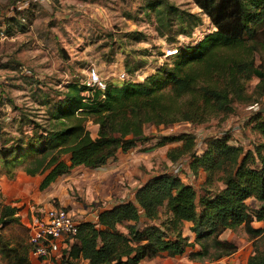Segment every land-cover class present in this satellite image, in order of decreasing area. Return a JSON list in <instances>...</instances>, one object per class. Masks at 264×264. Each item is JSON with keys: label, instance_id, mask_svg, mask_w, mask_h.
<instances>
[{"label": "trees", "instance_id": "obj_1", "mask_svg": "<svg viewBox=\"0 0 264 264\" xmlns=\"http://www.w3.org/2000/svg\"><path fill=\"white\" fill-rule=\"evenodd\" d=\"M194 1L215 28L196 43L175 45L177 52L167 55L174 57V66H162L141 81L128 74L123 78L128 81L106 83L104 89L70 81L63 96L49 104L50 115L58 121L31 135L33 144L42 142L43 146L34 145L36 152L25 166L30 174L48 169L40 189L76 165L96 168L119 148L126 150L137 140L147 139L143 129L148 123L200 124L233 112L236 101L256 100L246 87L252 75L258 77L254 90L259 96L264 94L263 64L255 62V53H264V0ZM189 15L195 23L200 19ZM88 120L98 124L95 137L86 127ZM249 121L264 136V112L256 110ZM196 137L191 131L161 134L156 145L181 142L167 155L171 161L188 155L191 172L206 173L199 195L193 184L175 173L154 174L136 189L133 200L100 210L97 221L82 220L72 241L67 240L62 262L76 264L83 258L88 264H139L161 251L180 254L194 242L200 246L197 253L207 254L211 249V257L218 259L237 249L234 242L220 237L223 231L242 225L252 239L259 237L264 227H255L252 221L264 219V207L251 212L246 199H264V141L245 149L230 144L227 135H213L205 140L207 148L197 154ZM16 150L0 147L1 159L10 160ZM64 152H70L69 163L61 158ZM164 204L166 215L159 224L150 223L139 231L131 222L142 213L147 218L157 216ZM16 211V206L0 203L1 223L17 221ZM124 221L128 222L126 233L117 227ZM185 221L192 222L194 242L182 233ZM31 247L28 242L26 250L30 252ZM245 264H264V245L254 243Z\"/></svg>", "mask_w": 264, "mask_h": 264}, {"label": "rangeland", "instance_id": "obj_2", "mask_svg": "<svg viewBox=\"0 0 264 264\" xmlns=\"http://www.w3.org/2000/svg\"><path fill=\"white\" fill-rule=\"evenodd\" d=\"M189 13L199 15L200 19L195 23ZM214 28L208 14L194 0H0V147L18 148L10 160L0 157V203L16 206L18 215L17 221L8 224L0 221V264H66L62 262L64 245L49 258L37 257L26 250L32 205L65 204L82 219L97 221L100 210L134 199L136 185L127 178L92 181L104 174L102 166L76 165L43 189L39 183L48 169L35 174L26 172L27 161L36 152L34 145L43 146L42 142L33 144L29 138L58 121L50 115L48 107L63 96L66 84L86 83L91 66L98 69L107 83L128 81L119 77L123 70L141 81L162 66L175 65L174 57L165 55L168 47L196 43ZM185 31H191L192 35H185ZM255 62H262L264 68V53L256 52ZM257 81L258 77L252 75L246 82L247 92L256 100L236 101L234 111L229 113L230 125L241 127L242 119L250 117L249 105L255 102L264 112V94L259 96L254 90ZM222 118L218 114L200 124L148 123L143 131L152 137L149 143L155 141V136L179 131H191L205 141L208 136L223 133ZM247 124L239 130L240 138L244 139L241 143L244 148H252L264 141V136L251 127L245 133ZM86 127L95 137L98 124L88 120ZM136 152L144 161L140 170L146 178L171 168L172 162L167 163L168 157L162 148L145 152L138 147ZM61 158L69 163L70 152H64ZM136 175L134 172L133 176ZM200 183H194L198 195L203 188ZM110 186L112 191L108 189ZM19 187L24 190L12 191ZM75 204L82 209H76ZM165 209V204L160 205L157 216L147 218L142 213L131 222L143 231L150 223L159 224L166 215ZM253 221L255 227H264V220ZM127 223L118 224V230L128 232ZM191 225V221H185L182 233L194 242ZM220 237L234 242L237 249L213 259V250L197 253L200 246L194 242L180 254L161 251L143 258L139 264H245L254 243L259 247L264 245V231L252 239L242 225L223 231Z\"/></svg>", "mask_w": 264, "mask_h": 264}, {"label": "crops", "instance_id": "obj_3", "mask_svg": "<svg viewBox=\"0 0 264 264\" xmlns=\"http://www.w3.org/2000/svg\"><path fill=\"white\" fill-rule=\"evenodd\" d=\"M249 110L251 111V112H249L250 115L253 112H255L256 110H261L260 109V104L255 102L254 104L249 105ZM229 115L230 114L226 115V117L223 116V118H222L223 121L221 120V122H220L221 128H222L221 132H223L222 133L223 135H227L228 142L230 144H232V145H242L241 142L244 139H242L243 138L242 136H241L242 138H240L241 133H240L239 130H240L241 127L244 129V124H246L248 122V124H247L248 126H247V129L245 130V133H249V127L252 128V122L249 121L250 117H248L247 119H246V117H244L242 119V124H241V127H240L239 124L230 125V121L232 120V117H229ZM227 117H229V118H227ZM243 122H245V123H243ZM143 133H144V131H143ZM158 137L159 136L153 137V138H155V141H153L152 143H149V141H150V139L152 137L147 135V139L137 140L135 145L133 147L129 148V149L124 150L122 148H119L112 158L108 159L106 161V163L101 165L102 169L104 171V174L101 175L100 178L98 177V179L97 178L92 179V181H99V180L100 181H105V180H113V179H115L117 181V179L127 178V179H129L128 181H130V182L133 181L131 184L136 185V188L134 187L135 188L134 191H135L138 187H140L143 184H145L147 182V180L152 175L159 174L158 172L152 173V174L149 175L148 178H146V174L144 173V171L140 170V165H142V163L144 161L142 159H140L141 156L138 155V152H136V149L138 147H142L143 150L146 152L148 150L150 151V150H152L154 148H158L159 147V148H162V150H165V154H167L168 150H170L171 148H174V147H176V146L181 144L180 141H169V142H166L165 144H162V145H156V141L158 140ZM236 138L238 140H236ZM206 148H207L206 141H202L201 139H198L196 137L195 138L194 151L197 154H201ZM247 148H251V147H247ZM247 148H245V149H247ZM145 152H144V154H146ZM167 157H168V155H167ZM169 161L172 162L171 168L169 167L166 170V172L177 174L184 182L191 183V184L194 185V187H195L194 183H196L198 181L202 182L204 180L205 176H206V173L204 171H202V170H200L197 175H194L191 172V170L189 168V161L190 160H189V156L188 155H185V156L179 158L176 161H171L169 159V157H168L167 163ZM170 162L168 164H170ZM101 166H98L96 168H99ZM134 172L137 173L136 177L133 176ZM122 179H121V181H122ZM15 181H13V182H15ZM120 182L117 184V186L120 184ZM220 185H221V183H220ZM106 188L107 187H105L104 190H106V192H107ZM114 188L117 189L116 185H115ZM108 189H110V191H112L111 190L112 186L108 187ZM23 190L24 189H20V187H19V190H12V191L21 192ZM121 190H123V189H121ZM113 192H116V191H113ZM250 202H251V204L249 205ZM246 203H247L248 208L250 209L251 212H254L255 209H259L261 207H264V199L263 200H259V199L255 198V197H248L246 199ZM61 205H65V204H61ZM75 206H76V209H79V210L82 209L79 205L75 204ZM83 220L95 221L93 219H88V218H84ZM254 220H257V219H254ZM261 220H264V219H261ZM257 221H260V220H257ZM253 222L254 221H252V224H253ZM67 240L72 241V238H69V239L61 241V245H64L63 249H65L67 247V244H68ZM76 264H88V260L80 258V259L76 260Z\"/></svg>", "mask_w": 264, "mask_h": 264}, {"label": "built area", "instance_id": "obj_4", "mask_svg": "<svg viewBox=\"0 0 264 264\" xmlns=\"http://www.w3.org/2000/svg\"><path fill=\"white\" fill-rule=\"evenodd\" d=\"M177 52L176 46L167 48L165 55ZM121 79L128 77L125 70L119 73ZM106 79L102 77L95 66L88 70L86 84L99 89L106 87ZM33 216L29 223L30 253L43 258L51 257L60 249L61 241L74 237L78 224L83 220L71 207L65 205L44 206L32 205Z\"/></svg>", "mask_w": 264, "mask_h": 264}]
</instances>
